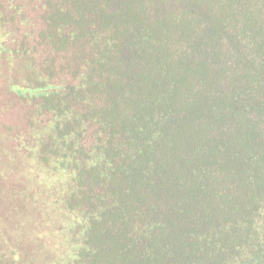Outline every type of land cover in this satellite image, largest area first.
<instances>
[{
	"label": "trees",
	"instance_id": "16d2710c",
	"mask_svg": "<svg viewBox=\"0 0 264 264\" xmlns=\"http://www.w3.org/2000/svg\"><path fill=\"white\" fill-rule=\"evenodd\" d=\"M23 23L0 264H264V0H0Z\"/></svg>",
	"mask_w": 264,
	"mask_h": 264
},
{
	"label": "rangeland",
	"instance_id": "374dc122",
	"mask_svg": "<svg viewBox=\"0 0 264 264\" xmlns=\"http://www.w3.org/2000/svg\"><path fill=\"white\" fill-rule=\"evenodd\" d=\"M28 11V10H26ZM29 13V12H28ZM30 16L28 17V19ZM27 24L23 23L20 27L21 31L12 29L13 26L9 24L0 28V41H5L11 46L19 41L22 34L26 30ZM12 43V44H11ZM21 63L23 61L19 59ZM20 61H15L13 65H9L7 59L0 57V133L5 132L4 127L9 128V137L15 133L23 134L25 123L23 119L24 107L27 106L19 101L14 102L11 94L5 89V78L10 79L13 71L12 67L16 70L15 75L24 77L26 70H22L19 66ZM12 141V140H11ZM13 177L9 175V180ZM38 264H58V260L65 256L67 250V243L65 242L62 234L56 235L54 239H50L47 245L40 244Z\"/></svg>",
	"mask_w": 264,
	"mask_h": 264
}]
</instances>
